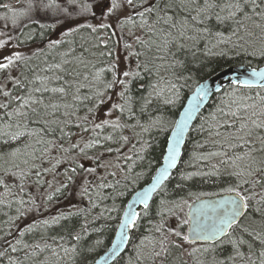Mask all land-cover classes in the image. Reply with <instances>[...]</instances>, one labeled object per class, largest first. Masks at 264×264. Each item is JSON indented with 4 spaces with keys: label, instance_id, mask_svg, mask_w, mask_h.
Returning a JSON list of instances; mask_svg holds the SVG:
<instances>
[{
    "label": "trees",
    "instance_id": "1",
    "mask_svg": "<svg viewBox=\"0 0 264 264\" xmlns=\"http://www.w3.org/2000/svg\"><path fill=\"white\" fill-rule=\"evenodd\" d=\"M3 2L13 6H18L19 3L25 5L23 4L24 0L23 3H15L14 0H3ZM40 2L43 3L42 0ZM45 2L50 3V0H45ZM63 3L65 6L73 4L74 11L80 16H82V12L84 13L82 28L75 27V32H73V43L75 41L77 45L75 47L78 48L63 57L60 54L56 55L55 46H49L44 43L45 41L41 45H37L36 42H41L48 38V34H52L49 27L39 26L37 27V36L34 37L31 46L33 47L34 44L40 46L41 49L35 48L37 51L26 61L20 56V59H14L12 65L7 69H0V104H8V108H0V160H2L0 179L3 180V183H0V264L92 263L111 245L120 223L122 211L132 194L149 182L161 164L171 128L174 126L186 98L196 85L227 67L241 65L252 68L264 67V56L259 54L261 43L258 35L253 37L255 55L252 54L253 48H248L245 51L241 48H234L232 45L218 43L214 35L201 37L196 42L195 48H185L179 51L177 48H173L177 58L185 62L187 70L183 73L184 78L181 79L178 86L179 98L169 95L167 98H171L175 102L166 105L155 96L150 95L152 92L150 85L155 84L158 77L155 69L148 72L145 70V66L151 67V63L160 65L159 74L166 79H171L173 70L168 68L166 71L165 69L172 57L168 56L167 60L154 59L155 49L149 50V48L151 47L150 42L157 40V37L149 32L148 27H143L144 36H141L140 41L144 43L137 42L138 52L136 50L134 52L140 53V55L137 56L134 53L129 55L132 71H136L135 73H139V75H134L129 84L122 86V88L125 87V94L120 103L123 111L116 108L123 125L119 128H111L106 125L102 129H97L94 127L95 121L91 124L88 119L87 121L77 120L76 115L82 111L93 118L104 106L106 94L103 95L100 89L103 88L102 84L110 82V78L106 76L108 70H104L103 67L113 68L115 50L117 51L122 46L123 41L120 38L121 41H118L115 36L113 37L111 28H99L97 34L88 32L91 28L86 25L90 24L94 18L93 11L96 18L102 19L96 15V13H101L100 9L95 6L96 0H63ZM32 6L36 7L37 5L30 4V7ZM85 6L89 8V11H84ZM77 14L74 17L75 20ZM109 18L112 19L113 16H108V20ZM145 18L146 22L143 24L147 25H152L155 19V17L147 15ZM64 22V20L55 19L56 25H62ZM212 31L213 33L223 32L227 36L231 29L228 25L215 26L214 24ZM122 32L125 33L123 30H118V33ZM79 35H83L86 40H79ZM183 43L192 44L191 41ZM124 49L128 50L125 44ZM87 50L94 55L89 54V60L86 56ZM77 52L79 53L77 54ZM109 52L112 55H108ZM161 54L166 55V53ZM77 55L91 61L95 66L94 69L102 68L104 72L99 85H91V88L85 89L83 94L81 91V99L72 103L71 90L81 88V82L86 79L81 75L82 68L78 76L75 74L73 62ZM64 62L69 63L65 68L68 74L62 75L65 77L53 83H58L57 87H66L67 93L55 92L54 95H51L52 93L49 91L35 92L37 88L44 89L41 88L39 80L53 78L52 73H55L59 68L56 66ZM20 63L21 66H19ZM20 71H24L27 78L21 74L20 79ZM93 73L95 72L92 70L88 79L92 82L100 78ZM177 74H179L178 71ZM6 77L8 79H5ZM64 78L68 80L67 82L73 83H61ZM116 86L118 87V84ZM110 89L107 87V91ZM255 91L256 89L248 90L237 85H229L211 99L207 107L197 117L187 136L178 168L154 196L147 214H143V209L139 210L142 212L139 226L131 230L128 247L113 264H136V245L145 237L148 240L145 241L144 251L147 253L151 250L152 243L150 241L154 236H157L154 226L160 219L157 212L162 200L165 202L166 208L172 207L173 202L187 201L182 205V211L176 210V215L167 217L168 226L181 230L185 234L186 224L183 221L186 220L189 203L199 196L226 192L225 189L232 183V180L226 174V167L223 165L219 166L220 174L217 175L213 166L219 165L222 157L211 155L224 150L217 142L223 137L215 135L216 131H224L215 127L217 121L222 122L218 109L229 99L254 95ZM4 92H8L9 96L5 97ZM30 92L32 100H43L45 106H48L50 102L58 106L54 109L52 106L43 107V104H34L33 107L37 108L39 117L30 114L31 120L39 118L56 122L49 124V127L54 131L42 137L44 140L53 141L56 146L46 145L49 151L44 156L43 162L32 160L36 163L37 168L31 169V175L20 179L18 176L7 175L6 172L19 171L12 167L13 164H19L20 168L26 172L30 170V167L23 164V161L25 152L31 151V149H24L23 145L45 147V145L35 144V140L41 137H22L19 141L11 139V134L17 131L15 125L21 121L15 115L7 116V113L17 111L13 107L20 102L16 101L15 97H21L23 93L29 94ZM232 93L236 94L235 97L231 95ZM101 100L103 103H100ZM213 115L217 117L216 121L212 119ZM159 117H163L162 123L157 122L155 125L150 123L158 121ZM23 123L28 124L29 131L40 127L39 124H32L27 120ZM125 124L130 126L126 127ZM139 125L141 128L149 130L142 131L141 128L138 129ZM138 134L139 136H137ZM80 135L84 136L82 145L74 142ZM109 136L112 138L107 139ZM125 136L128 137V141L123 140ZM72 145H78V147L73 148ZM88 145L92 146L88 147ZM18 147L21 148V152L15 159H20V161L13 163L15 159L12 160V156L8 154ZM63 149H68V151L65 152ZM80 149H84V151L81 152ZM54 158L60 163L68 159L72 160L67 163L69 169L62 171L63 176H56L53 172L60 183H63L59 188L55 184H51V171L48 167L49 161ZM27 159L31 160L30 157ZM111 161L115 165L111 166ZM73 168L76 169L75 172L71 171ZM37 169L40 170L39 177L35 175ZM88 169H95V171L90 172ZM112 173H116V175L113 176ZM186 176H190V178L185 179ZM117 180L119 184H116ZM79 185H82L80 189H78ZM100 185H104V187H100ZM178 185L179 187H177ZM86 188L87 192H85ZM249 195L252 193L250 192ZM255 196L256 198L250 201L251 207L241 222L242 225L248 227V233H241L239 229L233 232V238L242 236L246 241L239 249L244 256H235L232 246L225 244L218 249L215 257L212 253L200 254V257H204L207 262L204 264H213L214 258L225 260L227 257L240 259L243 264H249L250 258L259 264L258 256L249 251V243L254 238L253 230L264 233V220L260 213L254 211L256 207H260L264 203L261 200V197H264V189L258 186L255 189ZM109 209L111 211H108ZM44 221H48V223L45 224ZM249 233H253V235L250 236ZM77 234L80 236V240L73 238ZM98 241L100 243L97 245ZM205 246L210 247V245ZM259 246V241H256L255 247L259 248ZM72 247L77 249L79 255L65 254L64 249ZM13 248L16 250L13 251ZM178 256L179 253L174 250L173 264H179V259H176ZM183 260L186 264H195L194 258L187 255L183 257Z\"/></svg>",
    "mask_w": 264,
    "mask_h": 264
},
{
    "label": "snow or ice",
    "instance_id": "2",
    "mask_svg": "<svg viewBox=\"0 0 264 264\" xmlns=\"http://www.w3.org/2000/svg\"><path fill=\"white\" fill-rule=\"evenodd\" d=\"M141 5H147L141 12L133 11L131 14L124 13L123 19L118 16L117 20L121 24L135 23L133 16L139 15L140 17L148 16L155 17L152 25L142 24L141 27H148L151 34L157 37V40L151 41L150 45L155 49L154 59L167 60L168 56L172 57L170 63L166 66V71L171 68V79H166L159 74L160 65L151 63V67L145 66V70L152 72L154 69L157 73V81L155 84L150 85L152 92L150 95L161 100L166 105H171L175 101L170 96H175L177 99L179 91V83L183 77V73L187 70L184 61L177 58L173 48L177 50H183L185 48H195L196 42L199 38L204 36H215L218 43L232 45L234 48H241L247 51L248 48H253V55L256 54L254 48L253 37L258 35V39L261 43V49L259 54L264 56V0H141ZM95 6L100 9L102 20L108 16H112L117 12H123L125 8L135 10L137 5L134 0H96ZM84 11H89V8L85 6ZM95 17V12H92ZM218 25H228L231 29L230 33L225 36L223 32L213 33L212 28ZM159 27H156V26ZM94 32L97 30L93 28L91 24L86 25ZM234 26V27H233ZM111 24H105L101 22L98 28H111ZM71 31V29H70ZM138 42L139 37H137ZM159 41V42H157ZM191 41L189 45L187 42ZM53 43H59L54 41ZM126 47H131L127 45ZM161 53H166L162 55ZM108 55H112L111 52ZM139 56L140 53H134ZM193 55L195 53L193 52ZM6 63H0V69H7L12 65L13 60L20 59V53H15L14 56L4 57ZM56 67H59L57 65ZM118 65L114 64L112 70H116ZM177 71L179 74H177ZM123 77L128 78L130 76L129 71L122 73ZM133 75H139L134 73ZM19 83V81H17ZM231 83L239 86L240 88L252 90L256 89L254 95L241 96L238 99H229L227 103L223 104L219 109V116L222 118V122L217 121L215 127L217 129H223L224 131H216L217 137H223L222 140L217 141L224 149L220 152H214L211 155L222 157L219 161V165H214L217 175L220 174L219 166L226 167V174L232 180V183L225 189L229 195L223 199L214 200L211 202H201L194 208L189 205L191 209L189 213V220H184V224H188L189 233L184 234L181 230H176L168 226L167 217L169 215H176V210L182 211V205L187 201L173 202L172 207L166 208L165 202L162 200L160 207L158 208L157 215L159 216V222L154 226V232L157 236H154L150 241L152 248L149 252L145 253V241L147 237L142 239L138 245H136L135 251L136 264H173V252L174 250L179 253L176 259H179V264H186L183 257L187 255L190 258H195L197 253L208 254L212 253L215 257L218 249L223 245H231L235 256L243 257L244 254L240 252L246 241L242 236H236L233 238V232L239 229L241 233H248V227L240 223V220L247 215L251 205L250 201L255 199V189L259 186L264 189V70L257 71L252 69L248 78L241 79L240 76H236L231 80ZM114 84L126 85L125 79H114L113 82L107 85L108 88L113 87ZM48 91L47 88L35 89V92ZM52 92L65 93L64 87L52 88ZM122 92L120 95L123 96ZM3 95L8 97V92H4ZM209 95V88L207 84H201L195 91V95L189 101L188 106L184 108V111L180 113L179 119L175 120L174 127L171 128L172 135L167 139V150L163 154V164L157 169V175L152 177V183L135 193L134 199L127 205V210L124 212L123 219L118 225L116 231V239L113 241L111 253L109 255H115L118 250H122V245H126L130 242L131 237L129 235L130 230H134L139 226V220L141 219L142 212L135 210L136 204L143 205V214H147L149 210V198L150 195L156 192L157 188L170 177V169L176 167L177 158L180 152V145L184 137L185 130L188 128V122L192 119V114L196 108L200 106L204 98ZM235 97V93L231 94ZM23 98L20 96L15 97L16 101H21ZM103 103V100L100 101ZM33 104H43V100H32L31 96L28 99H23L20 104V109L15 113H7V116L13 115L21 121L15 125L17 131L11 134V139L19 141L22 137L32 138L41 137L35 140L36 145H45V147H33L31 144H24V149H31L26 151L25 155L30 157L33 161L39 160L43 162L44 156L47 155L49 149L46 145L51 144L53 147L56 145L53 141L44 140L42 137L54 131L49 127L50 123H56L55 121H48L47 119L31 120L30 114L39 117L37 108L32 107ZM52 107L56 109L58 106L53 104ZM0 108H8V104H0ZM113 108H120L123 111L121 105H113ZM227 109V111H225ZM214 121L217 120L215 115L212 116ZM29 121L32 124H39L40 127L33 131L28 130V124L23 121ZM87 121V117H84ZM157 122L162 123L163 117H159L158 121H151L152 125ZM110 121L104 120L102 123L94 125L95 128H101L103 125L109 124ZM11 127V125H9ZM115 128L121 127L117 122L114 124ZM23 128V130H20ZM148 128H142V131H148ZM63 130L61 129V132ZM109 136L107 139H111ZM124 141H128V137H123ZM92 145H88L91 147ZM62 147V145H61ZM73 148L78 145H72ZM65 152L68 149H63ZM81 152L84 149H80ZM111 151V149H109ZM117 151H119L117 149ZM21 148L13 149L8 155L15 157L20 154ZM39 153V155H37ZM23 164L28 165L29 159H25ZM13 168L19 171H13L7 173V175L18 176L20 179H24L26 176L32 174L31 169L37 168L35 162L30 166L29 171H25L20 168L19 164H13ZM47 171V169H44ZM71 171L75 172L73 168ZM92 172L95 169H88ZM37 177L40 176V170L35 172ZM113 176L116 173H112ZM190 178L186 176L185 179ZM71 179V177H69ZM0 183L3 180L0 179ZM119 184V181H116ZM247 186V187H245ZM104 187V185H100ZM114 187V186H109ZM179 187V185L177 186ZM88 189H85L87 192ZM252 195H249V193ZM199 201V197H197ZM264 201V197H261ZM108 211H111L109 209ZM255 212L261 214L262 220H264V203L260 207H256ZM45 224L48 221H44ZM254 232V238L249 243V251L253 255H257L259 258V264H264V233ZM250 236L253 233H249ZM76 240H80V236L77 234L73 237ZM256 241H259V248H256ZM211 242L210 247H206V244ZM100 242H97V245ZM38 247V246H37ZM16 249L13 248V251ZM91 251V249H89ZM65 254L73 253L79 255L75 247L65 248ZM234 257H227L225 260L215 259L213 264H227L228 261ZM93 264H96L93 261ZM195 264H204L200 259H195ZM249 264H257L256 260L249 258Z\"/></svg>",
    "mask_w": 264,
    "mask_h": 264
},
{
    "label": "rangeland",
    "instance_id": "3",
    "mask_svg": "<svg viewBox=\"0 0 264 264\" xmlns=\"http://www.w3.org/2000/svg\"><path fill=\"white\" fill-rule=\"evenodd\" d=\"M151 0H149L150 2ZM36 3V2H35ZM34 3V4H35ZM30 4H33L30 0H27L26 6L22 7L21 9L18 8L17 6H13L10 5L8 7H6L5 9L0 10V21H4V25L2 26V28L0 29V63L1 62H7L4 57H9V56H14L15 53H20V56L22 57V59L24 61L28 60L35 51H37L35 48H38L37 46L33 47L31 46V43L27 46L26 45V38L33 36L35 34V31L37 30V27L39 26H43V23H48L50 24V26H53L54 31L57 30L58 25H55L52 20L56 19L57 17H65V16H74L75 14H77L74 11V6L73 4H70L68 6H65L63 3V0H54V3H50L51 6H48L46 4L41 5L39 8H37L36 10H30ZM6 4L3 2V0L0 1V6H5ZM145 6V5H142ZM138 9V8H136ZM130 8H125L123 12H117L115 14H113V18L108 20V17L104 18V20L99 19L94 17L90 24L93 26V28H96L97 30L95 31V33L97 34L98 31V25L103 22L105 24H111V32L113 37L115 36L116 39L118 41H123L122 46H120L117 51L115 50L114 53V64L118 65V68L116 70H112V67H103L104 70H108L106 76L109 77V83L113 82L114 79H125L126 80V84H129L131 78L134 76L133 74L136 71H132V63H131V59L129 60V55L131 53H134L135 50L138 52L137 50V37H139V41L141 39V36H144L143 33V27H141V25L143 23L146 22V18L145 16L142 18L139 15H134L133 19L135 21V23H124L122 26L121 24L118 22L117 17L119 16L121 18V20L123 19L124 13H129L131 14L133 11L135 12H139ZM82 16H80V14H77L76 20L74 23H67L65 26H62L60 29V32L65 33L67 30H70L71 26H73V28L77 27V28H82V21L84 18V13H81ZM96 15H99V17H101V13H96ZM24 16L26 17L25 20L20 21L19 23H17L16 21H19V19ZM88 16V14H87ZM48 17H52V20L50 21H41L42 18L47 19ZM71 24V26H70ZM89 24V23H88ZM121 26V27H120ZM106 29V28H104ZM118 30H123L125 31L122 32L124 33V35H122V33H118ZM88 32H94L92 29L88 30ZM121 40H120V39ZM79 40L84 39V41L86 40L85 37L83 35H79L78 37ZM134 40V41H132ZM55 43H52V45H54ZM124 44L127 45H131V47H128V50L124 49ZM51 45V46H52ZM72 46V48H71ZM77 46L75 41L72 45L67 46L63 49H61V53L60 56H65L69 53H71L72 51H74ZM83 47V46H81ZM41 49V48H40ZM39 50V49H38ZM91 51V50H90ZM79 52H77L78 54ZM93 55L92 52H89V50L86 51V56L88 57V60L90 59L88 55ZM83 55V54H82ZM86 58H83L81 55H77L74 58V62L73 65L75 67V74L78 76L80 74V70L82 68L83 72L81 73L82 76H84V79L80 86L81 88H76L75 90H71V101L72 103H75L76 101L81 99V91L82 94L84 93L83 91L85 89L91 88V85H99L101 83L100 79L102 77V74L104 72V70L102 68L100 69H94L95 66L92 65L91 61H88ZM23 62V61H22ZM69 63H61L59 64V68H57V71L55 72L56 74H54V72L52 73L54 75L53 78L51 79H46L45 83H46V87L50 86V83L65 77L62 76L64 74H68V72L65 70V68L68 66ZM19 66H21V63L19 64ZM79 70V71H78ZM94 71L95 73H93V75L100 77L99 79H96L92 82V80H88V75H90L91 71ZM60 71V72H59ZM124 71H129L130 72V76L128 78L123 77L122 73ZM65 81H68L66 78H64ZM44 80H42L43 83ZM32 82V81H31ZM73 82H71L70 84H72ZM98 83V84H96ZM108 84H102V87L100 89V92L104 95L106 94L105 100L106 102L104 103V106L97 112L95 117H91L88 113H82V111H79L76 115V119L77 120H84V117H87L89 123L93 124L95 121V124L97 123H102V121L104 120H108L110 121L109 125L111 128H115L114 124L115 123H119L121 126L123 125V121L120 119L119 115L117 114V109L113 108V105H120L121 100H122V96L120 95L122 92H125V87L122 88V85L118 84V87L116 86V84L113 85V87H111L110 90L107 91V85ZM59 88V87H57ZM65 93L66 90H65ZM55 93H52L51 95H54ZM60 94H64V93H60ZM27 99L29 98V96L26 97ZM22 103V102H20ZM48 106H45L44 104L42 105L43 107H51L53 103H48ZM33 107V105H32ZM21 111H24L25 109H20ZM126 127H129V124H125ZM143 125V124H142ZM146 125V124H145ZM106 125H103L100 129H102L103 127H105ZM141 128V125L138 126V129ZM142 129V128H141ZM141 131V130H140ZM139 136V134L137 135ZM84 138V136H79L78 139H76L74 142H78L79 144H83L82 139ZM36 147V146H34ZM16 157V156H15ZM15 157H12V160L15 159ZM28 156L24 155V160L27 159ZM206 160V159H204ZM11 161V159H10ZM20 161V159H15L13 161V163H16ZM72 161V160H71ZM69 159L67 161H64L62 163L58 162L56 160V158L52 159L49 161L48 163V167L50 168L51 171V184H55V186L57 188L61 187L63 185V183H60V181L53 175V172H55L56 176H63L62 171L63 170H68L69 166L67 165L68 162H71ZM33 163L32 159L29 161L28 166L30 167L31 164ZM0 165H2V160H0ZM61 165H63L62 167H60ZM111 166L115 165V163L113 161H111ZM84 184V183H83ZM82 187V185H79L80 189ZM198 254V253H197ZM194 258L195 259H200L201 261H203L204 263H207L204 259V257H200V254L197 255ZM240 259H233L232 261H228L227 264H243L242 262H240ZM195 262V261H194Z\"/></svg>",
    "mask_w": 264,
    "mask_h": 264
},
{
    "label": "water",
    "instance_id": "4",
    "mask_svg": "<svg viewBox=\"0 0 264 264\" xmlns=\"http://www.w3.org/2000/svg\"><path fill=\"white\" fill-rule=\"evenodd\" d=\"M252 69H256V68H251L249 66H231V67H228L224 70H221L219 72H217L216 74L210 76L209 78L205 79L204 81H202L201 83H199L194 91L187 97L181 111L179 112V115L180 113H182L184 111V108L186 106H188L189 104V101L192 99V97L195 95V91L196 89L201 85V84H207L208 85V88H209V95L207 97L204 98L203 102L200 103V106L198 108L195 109V111L193 112L192 114V119L188 122V128L185 130V133H184V137H183V140L181 142V145H180V152H179V155H178V158H177V164H176V167L173 168V169H170V177L172 175V173L177 169L178 165H179V162L182 158V154H183V148L185 146V143H186V138H187V135L189 134V131L191 129V127L193 126V124L195 123L198 115L207 107V105L210 103L211 99L217 94L219 93L223 87H226L228 85H231V80L234 79L237 75L240 76L241 79H246L248 78L249 74L251 73ZM257 71H261V70H264V67L262 68H259V69H256ZM179 115L177 117V119H179ZM176 119V120H177ZM174 127V126H173ZM172 135V132H170V135ZM166 150H167V145H166ZM165 150V152H166ZM163 164V158H162V162L160 164L159 167H161ZM158 167V168H159ZM157 168V169H158ZM155 175H157V170L156 172L154 173V175L152 177H154ZM169 177V178H170ZM168 178V179H169ZM167 179V180H168ZM165 180L162 185L160 187L157 188L156 192L152 193L150 195V198H149V201L148 203L150 204L154 195L158 192V190L165 184V182L167 181ZM152 183V178L151 180L145 184L144 186L140 187L137 191H140L142 190L143 188H146L148 187L150 184ZM136 191V192H137ZM135 192V193H136ZM135 193L131 196V198L129 199V201L127 202L126 206H125V209H124V212L127 210V205L129 203L132 202V200L134 199V196H135ZM229 195V193H225V194H220V195H216V196H212V197H203V198H200L199 201L196 200V201H193L190 205L193 206V208L198 205L199 203L201 202H211V201H214V200H218V199H223L225 196ZM135 210H139L140 208H143V205L142 204H136L135 206ZM191 209L189 208L188 209V220H189V213H190ZM124 212L121 216V220L123 219V216H124ZM244 218V217H243ZM242 218V219H243ZM241 219V220H242ZM240 220V222H241ZM121 222V221H120ZM118 230V229H117ZM189 233V226H188V232L187 234ZM116 239V235L114 237V240ZM113 240V241H114ZM113 244V242H112ZM112 244L111 246L105 250L103 253H101L97 259L95 260L96 264H112L122 253L123 251L125 250V248L127 247V244L126 245H122V250H118V252L115 254V255H109V253H111V249H112ZM209 244H211V242H209ZM93 264V262L91 263Z\"/></svg>",
    "mask_w": 264,
    "mask_h": 264
},
{
    "label": "flooded vegetation",
    "instance_id": "5",
    "mask_svg": "<svg viewBox=\"0 0 264 264\" xmlns=\"http://www.w3.org/2000/svg\"><path fill=\"white\" fill-rule=\"evenodd\" d=\"M2 9H5V8L0 6V10H2ZM56 20H58V21L64 20V21L66 22L65 17H62V18L57 17ZM65 22L62 23V25L65 24ZM48 39H52V37H51V38H48ZM19 107H20V104H16V105H14L13 108H14V109H18Z\"/></svg>",
    "mask_w": 264,
    "mask_h": 264
}]
</instances>
